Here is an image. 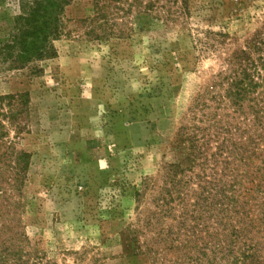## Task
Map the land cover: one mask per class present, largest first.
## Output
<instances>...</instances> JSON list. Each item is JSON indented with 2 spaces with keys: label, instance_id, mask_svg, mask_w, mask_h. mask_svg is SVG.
I'll return each mask as SVG.
<instances>
[{
  "label": "rangeland",
  "instance_id": "obj_1",
  "mask_svg": "<svg viewBox=\"0 0 264 264\" xmlns=\"http://www.w3.org/2000/svg\"><path fill=\"white\" fill-rule=\"evenodd\" d=\"M114 6L129 13L104 35L97 21H85L94 15L92 1L72 0L58 54L40 72L0 64V94L16 95L0 116V214L23 234L29 264H193L200 256L190 247L193 226L198 246L209 240L205 230L222 226L220 210H205L203 189L224 134L197 155L192 146L202 139L192 142L184 131L200 138L196 128L214 120L237 123V135L251 141L249 165L228 158L240 174L247 170L241 190L248 204L229 216L231 225L247 227L254 246L213 263L208 250L200 264H264V191L257 186L264 176V0ZM20 12V0H0V42L16 31ZM240 61L254 64L249 78L257 86L234 112L224 78ZM171 164L182 169L176 178Z\"/></svg>",
  "mask_w": 264,
  "mask_h": 264
},
{
  "label": "trees",
  "instance_id": "obj_2",
  "mask_svg": "<svg viewBox=\"0 0 264 264\" xmlns=\"http://www.w3.org/2000/svg\"><path fill=\"white\" fill-rule=\"evenodd\" d=\"M91 1L94 7V15L85 19V21H97L98 27L105 31L104 35L112 31V26L115 24L114 21L117 15L129 13V8L114 6V3L120 0ZM177 1L178 0H174V3H177ZM71 3L72 0H20L21 12L15 18L16 31L9 34L4 42H0V64L8 63L15 69L31 67L33 73L40 72V63L55 58L58 54L55 42L65 34L64 14L67 6ZM112 6L115 8L114 12L113 9H111ZM110 15L113 17L112 19ZM90 33L92 35L95 34L93 26L89 29V34ZM99 36V34H96V37ZM238 57L239 56L235 54L230 58V61L236 64V59H238ZM238 64L241 65V68L238 70H231L229 75L224 78V80L230 79L226 92L231 97L230 105L234 106V112L242 111V101L245 98V94L257 86V83L249 78L251 77L249 72L250 67L254 66V64L251 63L244 66L241 61ZM247 79L249 80L248 82ZM221 83L216 82V84ZM216 84H213L212 87H215ZM219 96L222 95L220 94ZM15 98L16 95L14 94H0V116L2 115L1 109L3 110L2 105L4 102L13 105L12 102ZM212 99L217 100L216 97H212ZM255 104L257 107V102ZM250 109L252 110V108ZM16 113L17 111L14 109V106H11L7 116L14 119L13 116ZM226 122L227 123H223L221 120H214L212 124L204 128H196L197 131L201 133L200 138L192 133H188L186 127L183 128L186 130L184 131L185 138L192 142L202 139L203 144L198 146L196 143H193L192 146V153L197 155H203V153L206 155L208 152L207 146L211 140H213V138H218L219 134H224L223 141L215 147L217 151L211 154L212 164L209 166V169L214 172V177L211 176L210 179L206 181L207 186L203 189V191L207 193L205 196V210H208V215L212 214V210H220L218 221L222 226H220V229L213 228L212 231L205 230V235L209 237V240L204 242L201 246H198L196 241L200 231L196 230V226H193L192 236H194L195 241L190 247L191 249L195 248V250L200 253V256L191 257L194 261L193 264H200L202 258L207 256L208 250H210L211 255L209 261L213 263L216 257L222 260L226 257L234 256L235 260L237 259V248L238 250L244 249L250 251L254 246L248 235L247 227L231 225L232 219L231 216H229V210H247L248 204L246 201H243L242 198L244 195L241 190L243 184L241 179L246 175L247 170L246 168L242 169L243 173L240 174V166H236L235 168L234 166H230L232 162L228 161V158L232 156L236 159H243L245 160L243 165H249L247 161L249 157L248 154L245 155V153L247 151L249 152L247 146H249L251 141H249L248 145H245V141L248 140L249 137H239L237 135L240 133L241 127L237 123L234 124L230 121ZM2 128L3 125L0 121V129ZM225 135L230 137L226 138ZM236 143L239 144V146L228 149L229 144L234 146ZM21 154V158H23L25 154L23 152ZM205 157L206 156H204V158ZM220 157H223V159H219ZM205 165L207 166V162ZM219 165H221L220 169L217 168ZM18 166V162L16 165L14 164V166H12L16 174L19 173ZM168 168L171 172L170 174L175 178L177 173L182 172L179 164H171ZM2 170H4V168L0 167V180L5 179ZM257 171H260V168H258ZM263 174L264 173H262V175ZM260 179L257 186H259L258 190L261 192L264 191V188L260 189V187L264 186V181L261 182L262 179L264 180V176H261ZM163 211L164 214L168 212V210ZM12 221L11 216H6L4 213L0 214V223L2 224H0V264H29L31 258L28 256V252L25 251L23 241L20 237L23 234L18 230H14L15 226L13 227ZM228 223L231 227L226 226ZM243 237L245 238L243 239L242 245L237 247L238 241L240 238L242 240ZM241 255H245V258L252 256L250 253L246 254L245 251H241ZM233 263L234 262H232V264Z\"/></svg>",
  "mask_w": 264,
  "mask_h": 264
}]
</instances>
